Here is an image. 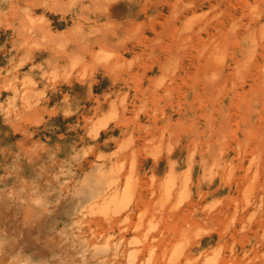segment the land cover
Wrapping results in <instances>:
<instances>
[{
  "label": "rangeland",
  "instance_id": "rangeland-1",
  "mask_svg": "<svg viewBox=\"0 0 264 264\" xmlns=\"http://www.w3.org/2000/svg\"><path fill=\"white\" fill-rule=\"evenodd\" d=\"M19 263L264 264V0H0Z\"/></svg>",
  "mask_w": 264,
  "mask_h": 264
},
{
  "label": "bare ground",
  "instance_id": "bare-ground-1",
  "mask_svg": "<svg viewBox=\"0 0 264 264\" xmlns=\"http://www.w3.org/2000/svg\"><path fill=\"white\" fill-rule=\"evenodd\" d=\"M112 14H114V15H119L118 14V12H117V10H115L114 8L113 9H111V10H109L108 11V13H107V16L108 17H111L112 16ZM58 25H59V23H58ZM201 89V88H200ZM190 92H191V90H190ZM208 93V92H207ZM227 95V94H226ZM225 95V96H226ZM229 95V94H228ZM227 95V96H228ZM224 99H225V97H224ZM221 102V101H220ZM182 103V102H181ZM183 104V103H182ZM218 104V103H217ZM216 104V105H217ZM225 104V103H224ZM219 106V104L217 105V107ZM225 106V105H224ZM221 107V106H220ZM219 107V108H220ZM179 108V107H178ZM179 110V109H178ZM181 113H183V112H181ZM180 113V114H181ZM230 117V116H229ZM216 118H218V117H216ZM220 119H221V122L219 121H217L219 124H222L223 122H222V119H224V122L225 121H228V120H225L226 118H225V116H224V118H222V116H220L219 117ZM233 118V117H232ZM215 118L213 117V120H214ZM215 121V120H214ZM233 121L234 120H232L231 122L233 123ZM206 122H208V121H205V124H206ZM213 122V121H212ZM216 122V123H217ZM230 122V123H231ZM236 122V121H235ZM203 123V122H202ZM262 123V122H261ZM197 124V123H196ZM211 125H213L212 123H211ZM211 125H209V126H211ZM229 125H231V124H229ZM229 125H227V127L229 126ZM197 126V125H196ZM195 126V127H196ZM215 126H217V128L219 129V127H218V124L217 125H215ZM222 126H224V125H222ZM234 126H235V123H234ZM261 126V125H260ZM198 127V126H197ZM205 127H206V125H205ZM201 128V127H200ZM199 129V128H198ZM197 129V130H198ZM210 129V127H208V130ZM228 129L229 130H232L233 129V127L231 126V128H230V126L228 127ZM227 129V130H228ZM234 129H236V128H234ZM237 129H238V127H237ZM241 129V128H240ZM205 130H207V129H205ZM220 130H223L222 128H221V126H220ZM220 130H218L219 132H222V131H220ZM239 130V129H238ZM245 130V129H244ZM199 131H201L202 132V130H199ZM214 131H216V130H214ZM234 131V130H233ZM240 131V130H239ZM240 132H242V130L240 131ZM206 133V132H205ZM209 133H210V130H209ZM213 133V132H212ZM216 133V132H215ZM218 133V132H217ZM232 133V132H231ZM234 133V132H233ZM232 133V134H233ZM263 133V132H262ZM234 135V134H233ZM234 136H236V135H234ZM263 136V135H262ZM261 139H262V137H261ZM182 146V145H181ZM202 149V148H201ZM185 150H186V147H185ZM183 151V149L181 148L180 149V152H182ZM204 152V151H203ZM203 152H200L199 151V153H203ZM193 161V160H192ZM189 173H190V171L188 170V172L184 175V177L186 178V179H189ZM177 177V175L175 174V171H174V169H173V167H171L170 168V171L167 173V175L165 176V178H164V182H167V181H169L170 179H175ZM89 178L90 177H88V180H89ZM97 183H98V185H97V183H94V185L92 186V189H93V191H94V194L93 195H96V196H98V197H100V196H102L103 194H105V193H107V191H104V193L102 192V194H101V192H100V190L98 189V187H99V185L101 184L100 182V180L99 181H96ZM91 182H88V184H90ZM97 190H99V193H95V191H97ZM163 194H165L166 192H162ZM92 195V196H93ZM98 200H96V202H97ZM135 201V200H134ZM135 203V202H134ZM135 205V204H134ZM88 206H90V205H88ZM83 207V206H82ZM45 243V242H44ZM42 245V244H41ZM44 245V244H43ZM47 247H48V245H47ZM50 247H52V246H50ZM38 248V247H37ZM50 249V248H49ZM53 249V248H52ZM43 250V249H42ZM46 250V249H45ZM45 253H46V251H45ZM174 253V252H173ZM177 253V252H176ZM37 254H39L40 255V257H42V254H40V253H37ZM37 254H35L36 256H38L39 257V255H37ZM171 256V255H170ZM177 257V256H176ZM170 258V257H169ZM173 259V258H172ZM171 259V260H172ZM169 260V259H168ZM79 261V260H78ZM169 262V261H168ZM68 263V262H67ZM20 264V263H19ZM26 264V263H25Z\"/></svg>",
  "mask_w": 264,
  "mask_h": 264
}]
</instances>
